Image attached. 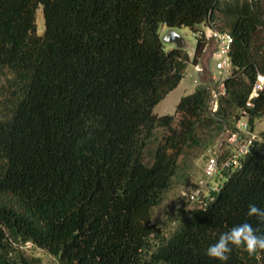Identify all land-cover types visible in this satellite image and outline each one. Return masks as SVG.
<instances>
[{
	"label": "trees",
	"instance_id": "16d2710c",
	"mask_svg": "<svg viewBox=\"0 0 264 264\" xmlns=\"http://www.w3.org/2000/svg\"><path fill=\"white\" fill-rule=\"evenodd\" d=\"M203 25L234 37L218 110L219 84L204 81L157 114L209 46ZM165 27L197 34L192 57ZM259 73L264 0H0V264H42L28 246L60 264H222L206 255L221 233L264 232L247 216L264 208V131L173 230L155 209L188 149L207 159L243 110L253 129L264 118V92L247 107ZM224 264H264V251L233 247Z\"/></svg>",
	"mask_w": 264,
	"mask_h": 264
},
{
	"label": "rangeland",
	"instance_id": "374dc122",
	"mask_svg": "<svg viewBox=\"0 0 264 264\" xmlns=\"http://www.w3.org/2000/svg\"><path fill=\"white\" fill-rule=\"evenodd\" d=\"M37 26L38 32L42 33L44 31L42 8H39L37 11ZM200 28L204 31L208 30V26L205 25ZM175 29L186 39L190 50L196 48L197 38L191 28L175 27ZM166 30L167 28L162 30V36ZM165 44L170 45L166 42ZM214 50L215 43L213 39H210L209 46L198 61L204 66V71H197L194 63H189L186 74L180 84L156 106L155 112L157 114H174L180 98L192 93L201 82L206 81L212 85L218 84L217 78L219 73L215 69L217 60L213 57ZM190 54L192 55V53ZM262 131H264V118L256 121L254 129L257 135ZM219 138L220 135L215 139L213 145L218 142ZM205 162V151L199 146L188 149L185 156L180 160L178 174L174 179L172 187L167 191L162 204L155 209L154 222L159 224L163 230H173L184 216H188L198 206L197 201L191 200L187 195L193 190L198 180L204 176ZM25 250L33 256L40 257L42 264H60L55 256L43 249L28 246Z\"/></svg>",
	"mask_w": 264,
	"mask_h": 264
},
{
	"label": "built area",
	"instance_id": "2783aa9c",
	"mask_svg": "<svg viewBox=\"0 0 264 264\" xmlns=\"http://www.w3.org/2000/svg\"><path fill=\"white\" fill-rule=\"evenodd\" d=\"M204 32L215 43L213 57L217 60L215 69L219 73L217 78L219 91L213 93L211 110L216 112L219 106V96L221 93H224V82L233 68L230 51L234 37L230 32L219 29L213 30L208 28ZM202 33V31H199L198 35L201 36ZM195 35L197 38V34ZM194 67L199 72L204 71V66L201 62L195 63ZM262 92H264V74L259 73L247 101V107H253L254 98ZM259 139V135L255 134L254 129L249 123L248 112L243 110L235 124V130H230L225 126L218 142L207 150L204 176L198 180L193 190L187 196L193 201H198L201 196L210 195L213 191H218L221 184L220 181L224 178L225 172L239 167L241 160L249 154L255 140Z\"/></svg>",
	"mask_w": 264,
	"mask_h": 264
},
{
	"label": "clouds",
	"instance_id": "9594fccd",
	"mask_svg": "<svg viewBox=\"0 0 264 264\" xmlns=\"http://www.w3.org/2000/svg\"><path fill=\"white\" fill-rule=\"evenodd\" d=\"M247 216L255 217L259 224L264 225V208L255 203H249ZM233 247L243 248L249 255H254L258 250L264 251V232L248 222L237 224L221 233L217 241L208 246L206 255L224 264L230 258Z\"/></svg>",
	"mask_w": 264,
	"mask_h": 264
},
{
	"label": "water",
	"instance_id": "95a60500",
	"mask_svg": "<svg viewBox=\"0 0 264 264\" xmlns=\"http://www.w3.org/2000/svg\"><path fill=\"white\" fill-rule=\"evenodd\" d=\"M162 40L165 43L172 45L173 47L184 49L187 51H194L195 48L190 50L189 44L186 39L175 29V27H169L162 36Z\"/></svg>",
	"mask_w": 264,
	"mask_h": 264
},
{
	"label": "crops",
	"instance_id": "0c3cea01",
	"mask_svg": "<svg viewBox=\"0 0 264 264\" xmlns=\"http://www.w3.org/2000/svg\"><path fill=\"white\" fill-rule=\"evenodd\" d=\"M165 28H167V29H168L169 27H165ZM194 51H195V50H194ZM194 51H188V52H189V54H190V53H192V55L190 54V55H191V57L193 56V54H194Z\"/></svg>",
	"mask_w": 264,
	"mask_h": 264
}]
</instances>
